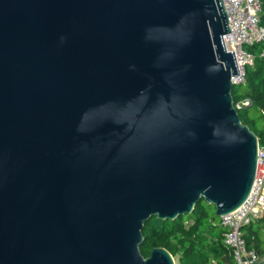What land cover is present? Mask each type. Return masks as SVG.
I'll list each match as a JSON object with an SVG mask.
<instances>
[{"label":"water","instance_id":"obj_1","mask_svg":"<svg viewBox=\"0 0 264 264\" xmlns=\"http://www.w3.org/2000/svg\"><path fill=\"white\" fill-rule=\"evenodd\" d=\"M228 33L223 0H0V264H175L146 222L246 201Z\"/></svg>","mask_w":264,"mask_h":264},{"label":"trees","instance_id":"obj_2","mask_svg":"<svg viewBox=\"0 0 264 264\" xmlns=\"http://www.w3.org/2000/svg\"><path fill=\"white\" fill-rule=\"evenodd\" d=\"M260 23L264 27V0ZM264 44L245 47L254 56V63L246 67L245 83L233 88V102L250 99L252 105L238 111L246 125L264 147ZM215 214V207L201 201L190 215L174 221H160L153 217L145 223L141 254L147 258L152 249L164 248L179 264H221L223 257L232 263L230 251L224 244L225 229ZM243 237L249 249L264 255V218L244 227Z\"/></svg>","mask_w":264,"mask_h":264},{"label":"built area","instance_id":"obj_3","mask_svg":"<svg viewBox=\"0 0 264 264\" xmlns=\"http://www.w3.org/2000/svg\"><path fill=\"white\" fill-rule=\"evenodd\" d=\"M229 21L230 33L223 36L228 52H234L239 75L232 77L235 86L245 83L246 67L253 65L254 56L245 47L264 44V27L260 23L261 0H223ZM261 56H264V49ZM252 105L250 99L234 103L238 112ZM264 218V147L258 146L257 172L252 190L246 201L235 211L222 216L221 226L225 229L224 244L230 251L231 264L264 263L255 249H249L243 237L244 227ZM225 264V263H221Z\"/></svg>","mask_w":264,"mask_h":264},{"label":"rangeland","instance_id":"obj_4","mask_svg":"<svg viewBox=\"0 0 264 264\" xmlns=\"http://www.w3.org/2000/svg\"><path fill=\"white\" fill-rule=\"evenodd\" d=\"M174 261H175V264H179V262H178V260H177V259H174Z\"/></svg>","mask_w":264,"mask_h":264},{"label":"crops","instance_id":"obj_5","mask_svg":"<svg viewBox=\"0 0 264 264\" xmlns=\"http://www.w3.org/2000/svg\"><path fill=\"white\" fill-rule=\"evenodd\" d=\"M256 264H264L263 262H258V263H256Z\"/></svg>","mask_w":264,"mask_h":264}]
</instances>
